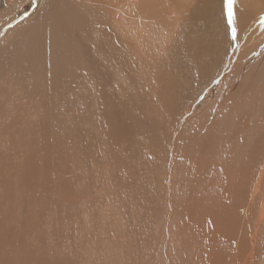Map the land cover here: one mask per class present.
<instances>
[{
	"label": "rangeland",
	"instance_id": "obj_1",
	"mask_svg": "<svg viewBox=\"0 0 264 264\" xmlns=\"http://www.w3.org/2000/svg\"><path fill=\"white\" fill-rule=\"evenodd\" d=\"M71 1L73 0L68 2L66 0H0V212L2 214L5 208L8 214L12 213L11 216L9 215L11 230L7 229L9 231L4 233L0 229L3 232H0V264H198L202 253L210 250L207 256L211 254L212 261L208 260L211 263L205 262V264H219L218 262L222 263L224 259L233 264V260L229 257L231 250H235L232 258H236V264L241 261V258L238 259L239 255L249 251L252 252L251 264L254 261L255 264H263L264 217L260 222L252 221V229L247 233L252 234L253 230L258 231L259 243L257 238L252 242L250 241L252 239H247L249 242L242 239L239 243L240 234L237 230L242 231L240 225L236 224L239 221L234 224L237 228L233 225V221L235 217H239L243 231L246 233L250 223L242 222L241 213L246 211L242 208V204H239L242 200L239 189L244 187L249 173L257 176L264 175V169H262L264 167V123H262L264 122V26L259 22L264 13L258 14L247 23L242 19L243 0H236L234 10L237 15V33L233 39L227 24L224 0H203L202 8L197 13L195 12L197 0H111L112 5L109 6L108 12L109 25L113 26L112 30L118 42L128 46L129 55L133 59L138 60L148 52L160 56L163 51L166 53L169 50L172 40L178 39L180 43H183V39L195 40L199 32H204L205 29L219 44L217 55L211 58L200 49L202 52L198 53L205 62H201L198 56L193 58L194 66L201 67L198 72L200 78L195 77L190 82L187 76L183 75L176 84V90L191 88L193 85L204 86V90L202 93L195 91V96L189 100V103L193 104V110L184 109L192 112L191 118L194 123L184 131L180 130L179 136L184 140L181 141V138H178L180 141L178 145L183 142L182 144L193 149L189 152L185 151L187 157L183 154L178 158L179 160H174L180 165H174L177 169H174L173 177L168 178L161 172L163 165L158 161L160 159L158 152L161 151L160 140L156 139L152 142L153 138L145 135V129L141 126L140 131L133 130L132 138L129 135L126 136L128 138H116L118 146L124 139L129 157L123 160L125 161L123 165L126 167L124 173L128 172L125 183L118 181L114 186L110 183L108 172L109 145L106 140L110 135L108 130H112L113 124L118 127L123 123L126 131H130L135 124V118H132L131 114L136 113V108L142 102L141 98L145 99L147 92L139 99L140 94L136 93L138 90H135L134 93L139 95L133 97V102H131L132 99L129 101L128 98L131 96L127 94L128 78L123 79L119 70L111 71L109 79L111 96L105 103L102 101V95H105L102 86L96 83L91 84L78 73V81L89 89L81 85L82 90L74 99L77 100L76 102L72 100L69 93L65 92L57 105L55 101L60 92L58 86L45 88L49 91V95L46 96H42L45 92L42 91L44 88H40V95L32 93L33 80L27 77L30 74L16 73V57L11 56L20 52L24 46H28V43L36 44L40 34H45L40 32L37 35L33 33L32 36L28 35L35 26L45 28L44 26L47 25L46 28L49 29L47 34L58 31L62 27V21L59 18L49 21V18L58 15L64 5L70 6L72 3L75 7L81 4V6L86 5L87 10H90L86 11L85 15L88 16L92 27L105 23L102 10L98 9V5H88V0ZM80 29L79 32L82 33L83 30ZM94 32L98 30L94 29ZM33 36L36 37L33 38ZM241 49L245 50L242 54ZM77 52L78 50L75 49V53ZM144 58H149L146 62H155L153 55ZM162 69L165 70L164 63H162ZM134 74L141 76L142 71L141 73L135 71ZM141 81L137 79L138 85H141L139 83ZM71 85L76 88L73 83ZM145 87L147 88L146 85ZM121 101L123 103L120 104ZM127 101L131 102L134 110L129 107ZM114 103L124 106V111L120 105L117 108L114 107ZM60 104L65 106L62 108ZM96 104L100 106L96 108ZM59 108H61L60 111ZM46 113L49 115H45ZM50 113L57 118L60 117L62 122L57 123V119H48L54 117L50 116ZM128 113L130 121L125 122ZM160 122L163 126L160 128L163 131L158 130L159 136L169 138L167 126L170 120L162 118ZM244 128L246 131L243 130ZM181 131L184 133L183 136ZM113 132L114 135L120 136L116 133V129ZM187 133H194L195 139L186 138ZM173 139L166 140L167 149L170 148L169 144L173 142ZM197 146H199L198 149ZM207 162H210L209 165L212 164L208 166ZM217 162L218 164L221 162L220 166ZM204 166L209 170L213 167L217 172L216 176L213 174L211 177L210 174L205 173ZM137 169L140 173L135 171ZM199 169L204 170L200 172ZM196 170H199L198 173ZM185 171L192 173L190 175ZM202 173L203 176H201ZM208 176L212 180H207ZM214 179L218 184L213 181ZM166 181L169 182V190L166 189ZM228 182L233 184L230 189L227 188ZM64 183L69 186V196L76 195L74 200L66 196L64 199L59 197ZM202 184L206 190L202 189ZM112 186L114 187L111 189ZM261 188L260 185L259 189ZM161 191L162 193L159 194ZM192 194L194 196H191ZM122 196L125 197V201ZM160 196L169 197L171 201L163 198L165 206H160ZM195 196L201 200L197 215L201 217L202 213L203 219H199L198 216L195 219L190 218L192 208L186 207L187 214H185L186 210H176L179 208L177 205L183 204L180 205L182 209L190 199L194 204ZM215 200L217 203H214ZM126 201L130 203L129 206L125 203ZM203 202L206 203L203 204ZM259 205L255 208L257 209ZM210 208L215 210V217L212 215L211 218L209 213L207 214ZM162 209L166 210L167 225L170 224L168 233L164 229L167 226L165 220H160ZM171 210L173 215L169 217ZM179 212H183L182 214L186 217L181 216ZM1 214L0 222L2 219L5 221V217L3 218ZM247 215L252 217L250 213ZM204 216L209 217L207 219ZM233 217L234 219L230 222ZM185 219L192 222L189 224L190 228L185 223ZM209 219H213L214 222L210 220L213 224L217 223L216 220L220 223L219 220L222 219V224H226V227L223 225L224 229L227 230L224 231L223 227L220 229L219 225H222L217 223L221 232L210 233V227L208 229L207 225L211 226L212 223L208 221ZM201 220L206 224L209 222L207 225L202 223L205 230L199 225ZM2 223L4 225L3 221ZM195 223L198 225L196 226ZM228 224L233 226L230 227ZM3 225L0 228H3ZM180 230L185 232L179 233ZM224 232H227V235H223ZM9 237L11 240L8 239ZM39 238L42 242L41 246ZM193 238L197 239L198 247H195ZM203 239L207 240V244L203 243ZM171 241L172 248L168 246V242ZM43 243L51 246L49 248L51 255L61 259L49 261L50 257L47 258L45 254L43 256L37 254L41 260L32 257L34 251L30 249L29 253V248L36 250L40 246L43 249ZM61 251L65 254H61ZM15 252L17 254L12 255ZM66 255L69 261L64 258Z\"/></svg>",
	"mask_w": 264,
	"mask_h": 264
},
{
	"label": "bare ground",
	"instance_id": "obj_2",
	"mask_svg": "<svg viewBox=\"0 0 264 264\" xmlns=\"http://www.w3.org/2000/svg\"><path fill=\"white\" fill-rule=\"evenodd\" d=\"M67 2L70 0H66ZM78 1V0H77ZM76 1V2H77ZM71 2H74L71 1ZM81 2V1H80ZM203 0H197L196 3V8H195V12L197 13L203 5ZM93 4L98 5V9L100 8L102 10L101 13H103L102 15L104 16L105 19V23H101L100 26H95L92 27L93 25L89 22L88 20V16H86V11L88 8L81 5H78L77 7L72 5L68 6V5H64L61 9V11H59V14L57 15H53L52 17L49 18V21L52 20L53 18H59L62 21V27H60V29L58 31H56L54 34H47L46 32L49 31V29L46 28V26H44L45 28H37L36 26L34 28H32V32H29L30 34L28 35H33V34H38L40 32H45V34H40V37H38L37 41L35 42L36 44L34 45H29L28 46H22L23 49L18 52L16 55H12V57H16V73H29L30 75H27L28 79L33 80V92L32 93H37L40 95V88H44L45 91L44 94L42 96H46L49 95V91L45 90L48 89L50 86H55L57 85L58 88L60 89L59 95H58V99L55 101L57 105H59V102L61 100V98H63V94L65 92L69 93L70 96H72V100L77 98V93L81 92L82 90V86L83 83L81 84L78 81V76L79 75H83V77L85 78V80H88L91 84L96 83L97 85H101L102 86V90L105 93V95H102L103 98V102L107 103L110 99V89H109V79L111 71H115V70H119L120 71V75L121 77L124 79V77L128 78V86L129 89L127 91V94H129L131 97L128 98L129 101L132 99L131 102H133V97L136 95L140 94L139 99L144 96V94L146 93L147 96H145V99H142V102L140 104V106L138 108H136V113L133 112V114H131L132 118H135V124L133 126L132 129H130V131H126V128H124V124L122 123V125L118 126V127H122L124 129L120 128L118 129L117 126L112 127V130L115 131L116 129V133L119 134L120 136H116L114 135V132L111 130L108 132H110V135L108 136V138H106L107 143H108V155H109V160H108V172L110 175V183H112L111 185L115 186V182H121L122 184L125 183V178L127 177L126 174L128 172H126V174L124 173V168H126L123 163H125V161L123 162V160L127 156V148H126V143L124 141V139L121 140V144L120 146H118V143H116V138H128L126 137L127 135L131 136L132 138V133L133 130L135 131H140L141 130V126L144 127L145 129V135L150 136L149 138H153L152 142H155V140H160L159 144H160V149L161 151L158 152L160 159H158L159 164H162L163 167L161 168V172L165 173L167 175L168 178H172L173 177V173H174V169L176 170L177 167H175L174 165H180L179 162H175V159H178L180 156H183V154L186 156L185 151L192 150L193 147H189L186 144H182L183 142H181L178 145L179 139L181 138L180 135V130H185V128L192 126V124L194 123L193 118H191V114L192 112L186 111L184 109H191L193 110V104H190L189 100L195 96V91L202 93L204 90V86L201 85H193L191 86V88H183L180 90H176V84L179 82V78L183 75L187 76V78L189 79L190 82L193 81V79L195 77H199L198 72L201 70V67H195L193 64V58L195 56H198L199 59L201 60V62H205V60L199 55V51H201L200 49H202L203 51H205L208 55L209 58H211L213 55L216 56L218 51H219V44L218 42L212 38V36L207 32V30L205 29V31H200L198 36L195 38V40H191L188 41L186 39H183V43H180L178 39L176 40H172L170 43V48L169 50L165 53V51H163V53L158 56L152 52H148L146 54H143V56L136 60L133 59L130 55H129V50H128V46H123L122 44H120L118 42V40L115 38L114 32L112 30V27L109 25V9L111 7V0H88V5ZM110 6V7H109ZM242 19L245 22H251L253 20V18L255 16H257L260 13H264V0H243L242 4ZM79 14H83L82 16ZM53 19V21H55ZM57 21V20H56ZM46 22V20H45ZM23 24V23H22ZM45 24V23H44ZM47 24V22H46ZM111 24V23H110ZM52 25V24H51ZM49 26V25H48ZM41 27V26H40ZM58 27V26H57ZM80 28H82L83 32H79V30H81ZM94 29L98 30V32H94ZM1 30V29H0ZM87 30V31H86ZM6 31V30H5ZM31 31V30H30ZM12 33V32H11ZM26 33V32H25ZM33 33V34H32ZM6 35V34H5ZM27 35V36H28ZM203 35V37H201ZM10 36V35H9ZM25 37V36H24ZM36 36H33V38ZM29 38V37H28ZM24 39V38H23ZM26 40V38H25ZM31 40V39H30ZM33 40V39H32ZM36 40V38L34 39V41ZM5 41V40H4ZM33 42V41H32ZM21 44V43H20ZM25 44V42H24ZM32 44V43H31ZM21 47V48H22ZM15 49V48H14ZM75 49L78 50L77 53H75ZM260 49V47H259ZM19 50V49H18ZM240 50V49H239ZM238 50V52H239ZM241 54L245 51L244 49H241ZM244 50V51H243ZM13 51V50H12ZM17 51V50H15ZM260 51V50H259ZM7 52V51H6ZM10 52V51H9ZM14 52V51H13ZM202 52V51H201ZM8 53V52H7ZM246 53V52H245ZM14 54V53H13ZM154 56L155 62H146L148 59L144 58V57H150V56ZM5 57V56H4ZM9 58V57H8ZM152 60V58H151ZM207 61V60H206ZM23 62V64H21ZM162 63L165 64V70L162 69ZM136 66H138V68H136ZM242 66V65H241ZM137 69V70H136ZM138 72L141 73L142 71V75H136L134 74V72ZM256 71V70H255ZM79 73V75H78ZM85 73H87L88 75H86ZM118 73V72H117ZM92 77L94 78V80L92 81ZM141 79L142 81L139 82L141 85H138L137 83V79ZM149 78V79H148ZM81 79V78H80ZM83 79V78H82ZM98 79H102V80H98ZM96 81V82H95ZM149 81V83H148ZM32 82V81H31ZM71 83H73V85L76 86V88L74 86L71 85ZM148 83V84H147ZM85 84V83H84ZM87 85V84H86ZM98 85V86H99ZM145 85L147 86V88L145 87ZM84 86V85H83ZM91 86V85H89ZM96 86V85H95ZM140 86V87H139ZM56 87V86H55ZM85 87V86H84ZM89 89V87H87ZM85 87V89H87ZM263 88H264V84H263ZM74 89H77L76 91ZM84 89V88H83ZM97 89V88H96ZM54 90V89H52ZM56 90V89H55ZM93 90V89H91ZM138 90L136 93L139 92V94H135L134 91ZM58 91V90H57ZM53 92V91H52ZM84 92V91H83ZM92 92V91H91ZM90 92V94L92 95V93ZM95 91H93L94 93ZM43 93V92H41ZM54 93V92H53ZM126 94V93H125ZM32 95V94H31ZM95 95V94H94ZM127 95V96H129ZM53 97V96H52ZM57 97V95H56ZM65 97V96H64ZM88 97V96H87ZM135 97V98H136ZM89 98V97H88ZM87 98V100H89ZM112 98V97H111ZM44 100V99H43ZM50 100V99H49ZM91 100V99H90ZM114 102V99H112ZM53 101V100H52ZM77 100H74V102H76ZM101 101V102H102ZM119 101V100H118ZM117 101V102H118ZM129 101H127L129 107L134 110L133 106L129 103ZM136 101V100H135ZM69 102V101H68ZM67 102V103H68ZM102 102V103H103ZM112 102V103H113ZM104 103V104H105ZM123 103L122 101L120 102V104ZM124 103H126L124 101ZM240 103V102H239ZM242 103V101H241ZM35 104V103H34ZM120 104H113L115 105L114 107H118ZM56 105V106H57ZM60 106L64 107L65 104H60ZM100 105L96 104V108L99 107ZM105 106V105H104ZM121 106V105H120ZM182 106V107H181ZM62 107V108H63ZM122 110L124 111L125 107L121 106ZM129 107H128V111H129ZM115 108V109H116ZM182 108V109H181ZM189 108V109H188ZM26 109V108H25ZM56 109V108H55ZM111 110H113L114 108H109ZM59 111L61 110V108L58 109ZM27 111V110H26ZM55 111V110H54ZM115 111V110H114ZM48 112V110H47ZM108 112V111H107ZM106 112V113H107ZM111 112V111H109ZM119 112V111H118ZM102 111H101V116L102 115ZM112 113V112H111ZM48 113H46L45 115H47ZM119 114V113H118ZM49 115V114H48ZM105 115V113H104ZM108 115V113H107ZM113 115H115V113L113 112ZM50 116H54V117H49L48 119H57V123H61L62 119L59 117L57 118L55 115H53L52 113H50ZM110 116V114H109ZM106 116V117H109ZM112 116V114H111ZM110 116V117H111ZM118 116V115H117ZM129 113L126 115L127 121L125 122H129L130 118L128 117ZM246 116V114H245ZM109 117V118H110ZM113 117V116H112ZM25 118V116H24ZM163 118V120H170V124L168 125L167 123V131L168 134L170 135L169 138H163L162 135L159 136L158 130H162L160 127L163 128L162 123L160 122L161 119ZM34 119V118H33ZM198 119V118H197ZM40 120V119H39ZM42 121V120H41ZM55 122V121H54ZM115 122V121H114ZM124 122V121H123ZM164 122V121H163ZM111 123V122H110ZM262 123H264L262 121ZM112 124V123H111ZM120 124V123H119ZM132 124V125H133ZM44 125V124H42ZM118 125V123H117ZM126 125V124H125ZM52 126V125H51ZM58 126V125H57ZM131 126V125H130ZM166 126V125H165ZM41 127V126H40ZM117 127V128H116ZM127 127V126H125ZM132 127V126H131ZM251 128V127H250ZM241 129V128H240ZM246 128H244L243 130H245ZM189 130V129H188ZM186 130V131H188ZM83 131V130H82ZM81 131V132H82ZM161 131V133H162ZM193 131V129H192ZM240 131V130H239ZM238 131V132H239ZM246 131V130H245ZM252 131V130H251ZM80 132V131H79ZM107 132V133H108ZM126 132V133H125ZM194 132V131H193ZM196 132V131H195ZM241 132V131H240ZM139 133V132H138ZM198 133V132H197ZM181 134L183 136L184 133ZM108 135V134H107ZM147 136V138H148ZM160 137H162L160 139ZM194 137V133H187L186 134V138L190 139H195ZM170 138H174L173 142L170 145V148L167 149L166 148V144L167 141H170ZM199 138V137H198ZM184 140V138H181ZM150 140V139H149ZM167 140V141H166ZM190 141V140H188ZM191 143V142H190ZM202 143V142H201ZM200 144V143H199ZM258 144V143H256ZM181 145V146H180ZM184 145V146H183ZM195 145V144H194ZM230 146V145H229ZM152 147V146H151ZM199 146H197L196 148L198 149ZM231 147V146H230ZM148 148V147H147ZM195 148V149H196ZM225 148V147H224ZM239 149V148H238ZM198 151V150H197ZM242 151V150H241ZM240 151V152H241ZM150 153V152H149ZM151 154V153H150ZM153 154V153H152ZM167 154V155H166ZM235 154V153H234ZM154 155V154H153ZM158 155V154H157ZM156 155V156H157ZM192 155V154H191ZM225 156V155H224ZM107 157V156H106ZM167 157V158H166ZM187 157V156H186ZM193 157V156H192ZM164 158V159H163ZM166 158V159H165ZM185 158V157H183ZM181 158V159H183ZM200 158V157H199ZM226 158V157H225ZM237 158V157H236ZM188 159V158H187ZM196 159V158H195ZM194 159V160H195ZM179 160V159H178ZM199 160V159H198ZM202 159H200L199 161H201ZM204 160V159H203ZM223 160V159H221ZM220 160V161H221ZM107 161V160H106ZM188 162V161H187ZM203 162V161H202ZM225 162V161H224ZM189 163V162H188ZM208 163V162H207ZM210 163V162H209ZM208 163V166H210ZM263 163V161H262ZM261 163V164H262ZM197 164H199L197 162ZM216 164V163H215ZM218 164V162H217ZM216 164V165H217ZM221 162L218 164L220 166ZM188 165V164H187ZM217 165V166H218ZM243 165V164H242ZM130 166V165H129ZM203 166V165H202ZM201 166V167H202ZM206 166V165H205ZM204 166V167H205ZM88 167V166H87ZM179 167H183V166H179ZM178 167V168H179ZM207 167V166H206ZM205 167V168H206ZM215 167V165L213 166ZM213 167L209 170L206 168V170L202 169L200 170V172H202L204 170V172L208 173L211 175V177H213V174L216 173L215 170L213 169ZM229 167V166H228ZM242 167V166H241ZM86 168V167H85ZM185 168V167H184ZM184 168H181L184 170ZM198 169V168H197ZM217 169V168H216ZM229 169V168H227ZM226 169V170H227ZM262 169H264V167H262ZM41 170V169H40ZM188 171V168L186 169ZM198 170V171H199ZM220 170V169H219ZM244 170V169H243ZM36 171V170H35ZM34 171V172H35ZM127 171V170H126ZM131 171V170H129ZM137 172V170H135ZM141 171V170H140ZM187 171H185L187 173ZM198 171L196 170V172L198 173ZM239 171V170H238ZM255 171V170H254ZM253 171V172H254ZM260 171V170H259ZM38 172V171H37ZM41 172V171H40ZM184 172V171H183ZM182 172V173H183ZM252 172V173H253ZM257 172V171H256ZM133 173V172H132ZM140 173V172H139ZM142 173V172H141ZM191 175L192 172H188L187 174ZM81 174V173H80ZM83 174V173H82ZM131 174V173H129ZM186 174V175H187ZM206 174V175H208ZM241 174V173H240ZM250 175L248 176V179L246 177V182L244 183V187H241L239 189L240 191V195L242 200L239 202V204H242V208L250 213V215L252 217H250L249 215H247L248 213L243 212L241 213L242 215V222L243 223H250L248 225L247 231L246 233H244L245 231L243 228V225L241 224V221L239 219V217H235V220L233 221V225L237 222L236 224L240 225L241 231L237 230L235 227V230L238 231L239 237V243L241 242L242 239L246 240L247 242H249L247 239H252L250 240L251 242L254 241V239H258L257 242H260V237L258 238V231L254 232L252 234H247L248 232L251 231L252 229V225L251 222H260L262 221L263 217H264V175H255L254 173L251 175V173H249ZM44 175V174H42ZM140 175V174H139ZM209 175V176H210ZM238 175V174H237ZM131 176V175H130ZM185 176V175H184ZM189 176V175H187ZM200 176V175H199ZM203 176V173L202 175ZM207 178L212 180L211 177ZM231 176V175H230ZM254 176V177H253ZM192 176H190L191 178ZM129 178V176H128ZM133 178V177H131ZM130 179V178H129ZM140 179V178H139ZM162 179V178H160ZM189 180V178H187ZM192 179V178H191ZM2 180V179H1ZM96 180V179H95ZM117 180V181H115ZM207 180H204L207 182ZM97 181V180H96ZM129 181V180H127ZM131 181V179H130ZM133 181V180H132ZM202 181V182H204ZM213 181H216V183L218 184L217 180L214 179ZM237 181V180H236ZM69 182V181H68ZM190 183V181H188ZM132 183V182H131ZM141 183V181H140ZM188 183V185H190ZM210 183V182H209ZM139 184V183H138ZM195 184H197L195 182ZM194 184V185H195ZM200 184V183H199ZM208 184V183H207ZM235 184V183H234ZM110 185V186H111ZM133 185V184H132ZM142 185V184H141ZM203 185V184H202ZM201 185V186H202ZM260 185L262 186L261 189ZM112 186L111 189L114 187ZM125 186V185H124ZM144 186V185H142ZM192 186V185H190ZM199 186V185H198ZM200 186V187H201ZM209 186V184H208ZM206 186V187H208ZM219 186V185H218ZM241 186V185H240ZM118 187V186H117ZM134 187V186H133ZM132 187V188H133ZM203 190L205 186H202ZM233 184L228 182L227 188H232ZM137 189V187H134ZM188 188V187H187ZM190 188V187H189ZM195 188H197V186H195ZM220 188V186H219ZM71 189V188H70ZM123 189V187L121 188ZM166 189L169 190V182L166 181ZM198 189V188H197ZM201 189V191H202ZM128 190V189H126ZM130 190H132L130 188ZM130 190L128 192H130ZM189 190V189H188ZM200 190V188H199ZM198 190V191H199ZM46 191V189H45ZM61 191V190H60ZM133 191V190H132ZM131 191V192H132ZM196 191V190H195ZM68 192V193H67ZM114 192V191H113ZM125 192V191H124ZM139 192V191H138ZM184 192V191H183ZM188 192V191H187ZM203 192V191H202ZM46 193V192H45ZM116 193H118L116 191ZM122 193V192H121ZM143 193V192H142ZM141 193V194H142ZM162 191L159 193L161 194ZM189 193V192H188ZM199 193V194H198ZM198 193H194V194H198L200 196V192ZM206 193V192H204ZM48 194V193H47ZM72 194H74L72 192ZM123 194V193H122ZM184 194V193H183ZM202 194V193H201ZM112 195V194H111ZM134 195V194H133ZM185 195V194H184ZM205 195V194H204ZM66 196V198H69L71 200H74L76 197V195H70L69 196V186L67 185V183H64L62 185V193L60 194V198L64 199ZM121 196V195H118ZM124 196V195H123ZM122 198L124 199L123 201H125V197ZM186 196V195H185ZM191 196H194L193 194ZM117 197V195H116ZM131 197V196H130ZM203 197V196H202ZM201 197V199H202ZM209 197V196H208ZM160 206L162 205L163 207L165 206L164 204V200L163 198H165V200H170L169 197H165V196H160ZM182 199V197H180ZM192 198V197H191ZM197 198H199L197 196ZM196 196L195 198L193 197V199L195 200V203L193 204L192 199L188 200V204H184L183 208L181 209L180 207L183 204L177 205V207L179 206L178 209L176 210H186L189 208L190 212L192 214H190V218H196L197 213L199 212L198 208L200 205V201L199 199H197ZM212 198V196H211ZM213 199V198H212ZM131 200V199H130ZM180 200V199H179ZM184 201V199H183ZM210 201V200H209ZM212 201V200H211ZM217 200H215L214 203ZM238 201V200H237ZM166 202V201H165ZM123 203V202H122ZM126 204L127 201L125 202ZM142 203V202H141ZM206 202H203V204ZM211 203V202H210ZM124 204V203H123ZM130 204V203H129ZM128 204V206H129ZM134 204V203H133ZM202 204V205H203ZM259 207L256 209L255 207L258 205ZM144 205V204H143ZM174 205V204H173ZM194 205V206H193ZM216 205V204H215ZM213 205V206H215ZM234 205V204H233ZM19 206V205H18ZM168 206V204H167ZM170 206V205H169ZM172 206V205H171ZM170 206V207H171ZM217 206V205H216ZM241 206V205H240ZM169 207V208H170ZM225 207V206H224ZM31 208V207H30ZM128 208V207H127ZM216 208V207H215ZM240 208V207H239ZM253 211H250L252 209H254ZM5 209V208H4ZM3 209L2 215L1 212V216L4 218L5 217V221L4 219H2V221L4 222V225L2 223V221L0 223H2L3 228H0L3 230L4 233H7L5 231H9L11 229H9L10 227L12 228L11 224H9V215L8 212H6ZM165 209V208H164ZM172 209V208H171ZM209 209V208H208ZM211 209V208H210ZM213 209V208H212ZM210 210L209 212L207 211V214L209 213V216L211 217L212 215H216L215 210ZM0 210H1V206H0ZM259 210V212H257ZM14 211V210H13ZM166 210L162 209V214H161V218L160 220H165L164 222H166L165 224L167 225V221H166ZM242 211V210H241ZM6 212V213H5ZM172 210L170 212L169 217L172 214ZM187 214V210L185 211ZM189 212V210H188ZM177 213V212H175ZM180 213V212H179ZM183 213V212H182ZM180 213V215L183 217L185 216V214ZM218 213V212H217ZM222 213V212H221ZM258 213H260V218H258ZM8 214V215H7ZM189 214V213H188ZM206 213H204L205 215ZM226 214V213H225ZM237 214V213H236ZM7 215V216H6ZM12 215V213H11ZM10 215V216H11ZM52 215V214H51ZM173 215V214H172ZM179 215V214H177ZM191 215H194L193 217H191ZM203 214L201 213V217H199V219H203L202 216ZM227 215V214H226ZM231 215V214H230ZM234 215V214H233ZM168 216V215H167ZM204 218H207L208 217ZM218 216V215H217ZM186 217V216H185ZM215 217V216H214ZM223 216H221L222 218ZM12 219V217H10ZM180 218V217H179ZM212 218V217H211ZM238 218V220H237ZM250 218L251 221H250ZM168 219V217H167ZM171 219V218H170ZM194 219H191L192 221ZM215 219V218H214ZM217 219V218H216ZM234 219V217L230 220V222ZM205 220V219H204ZM212 221L213 219H209L208 221ZM180 221V220H179ZM210 221V222H211ZM220 223L216 220L217 223L221 224L222 226L219 225L220 229L221 227L224 226L226 227V224H222V219L219 220ZM13 222V221H12ZM214 222V221H212ZM211 222V223H212ZM229 224H232L230 223ZM184 223V222H183ZM185 223L188 225V227L190 228V225L192 222H190V220L185 219ZM184 223V224H185ZM199 223V222H198ZM201 220L200 224L204 229V223L206 224V222ZM217 223L213 224L211 226H208L207 224H209V222L206 224L208 229L210 227V233H215L217 231H220V229H218L219 227H217ZM164 224V226H165ZM196 224V223H195ZM228 226H233V225H229ZM2 225H0L2 227ZM198 224H196L197 226ZM224 225V226H223ZM238 225V226H239ZM194 226V224L192 225ZM227 226V228H228ZM246 226V225H245ZM160 227V225H159ZM166 228H164L166 230V232L168 233V228H170V224L165 226ZM175 227V226H173ZM184 227V226H183ZM186 227V225H185ZM184 227V228H185ZM182 228V227H180ZM195 228V227H194ZM197 228V227H196ZM195 228V229H196ZM9 229V230H7ZM128 229V228H127ZM198 229V228H197ZM222 229V231H223ZM226 229V228H225ZM224 229V231H225ZM17 230V229H16ZM178 230V229H177ZM183 231V229H181ZM180 232L179 233H184V232ZM187 230V229H186ZM227 230V229H226ZM48 231V229H47ZM164 231V230H163ZM199 231V230H198ZM2 232V231H0ZM2 232V233H3ZM145 232V231H144ZM221 232V231H220ZM13 234V233H11ZM206 234H208L206 232ZM205 234V235H206ZM219 236V232L217 233ZM187 235V234H186ZM197 235V234H196ZM221 235V234H220ZM223 235H227V232ZM222 235V236H223ZM249 235V236H248ZM3 236V234L1 235ZM141 236V235H140ZM7 238V237H6ZM5 238V239H6ZM11 237H9L8 239H10ZM14 238V237H12ZM42 238V237H41ZM186 238H188L186 236ZM217 238V237H216ZM220 238V237H219ZM218 238V239H219ZM223 238V237H222ZM3 240V239H2ZM11 240V239H10ZM40 238H39V245L42 244L44 237L42 239V242H40ZM195 243V247H198L199 245L197 244V239L193 238L192 240ZM216 241V239H215ZM1 243V242H0ZM203 243L207 244V240L203 239ZM211 243V242H208ZM213 243V242H212ZM157 244V243H156ZM168 246H170L171 248L173 247V242H168ZM215 244V242H214ZM248 244V243H246ZM250 244V243H249ZM10 245V244H9ZM44 248L41 249L42 247L38 246L36 248V250H34L33 248H29L32 249L33 253L32 254L34 258L39 259L38 255L46 256L47 258L50 257L51 260L49 261H53L56 259H61L58 256H53L51 255L49 248L51 247L48 243L45 244L43 243ZM57 245V244H56ZM166 245V243H165ZM1 246V245H0ZM167 246V245H166ZM250 246V245H249ZM261 246V245H260ZM140 247V246H138ZM143 247H145L143 245ZM142 248V247H141ZM140 248V249H141ZM240 247H238L239 249ZM256 248V247H255ZM2 249V247H1ZM28 249V248H27ZM226 249V248H225ZM245 249V248H244ZM260 249V247H259ZM142 250V249H141ZM247 250V248H246ZM258 250V249H257ZM211 251V250H210ZM210 251H205L204 253H202V257L199 260L198 264H205V262L207 263H211L208 262L212 261V257L211 254L209 256H207V253ZM235 250H231L230 251V259L233 260V264H236V258H232V254ZM29 253L31 252L28 251ZM145 254L146 252L143 251ZM148 252V251H147ZM194 252H199V250H194ZM243 252V249H242ZM258 252V251H256ZM262 252V251H261ZM22 253V252H21ZM170 253V252H169ZM255 253V252H254ZM260 253V252H259ZM263 253V252H262ZM3 254V253H2ZM9 254V253H8ZM13 254H17L12 253ZM20 254V253H19ZM18 254V255H19ZM23 254V253H22ZM21 254V255H22ZM24 254L26 255V252L24 250ZM23 254V255H24ZM61 254H65L63 251H61ZM229 254V253H228ZM240 254V253H239ZM257 254V253H255ZM1 255V254H0ZM31 255V254H28ZM36 255V257L34 256ZM170 255V254H169ZM241 255V256H240ZM239 255L240 259V263L239 264H251V256H252V252L249 251L247 253H242ZM260 256V255H259ZM258 256V257H259ZM11 257V256H10ZM8 257V258H10ZM15 257V256H14ZM171 257V256H170ZM256 257V256H255ZM257 257V258H258ZM261 257V256H260ZM259 257V258H260ZM263 257V256H262ZM7 258V259H8ZM13 258V257H12ZM10 258V259H12ZM19 258V257H18ZM41 258V257H40ZM65 259H67L69 261V257L68 255H66L64 257ZM63 258V260H64ZM222 258V257H221ZM142 259V258H141ZM169 260V258H167ZM9 260V259H8ZM30 260V259H29ZM41 260V259H39ZM48 260V259H47ZM32 261V260H31ZM54 261V262H55ZM141 261V260H140ZM223 262L220 263V261L218 262L219 264H230L228 263V261L226 262V260H222ZM231 261V260H230ZM238 261V260H237ZM1 262V260H0ZM20 262V261H19ZM60 262V261H59ZM170 262V260L168 261ZM167 262V263H168ZM172 262V261H171ZM52 263V262H51ZM258 263V262H256ZM262 263V262H260ZM253 264H255V261L253 262ZM264 264V263H263Z\"/></svg>",
	"mask_w": 264,
	"mask_h": 264
},
{
	"label": "snow or ice",
	"instance_id": "obj_3",
	"mask_svg": "<svg viewBox=\"0 0 264 264\" xmlns=\"http://www.w3.org/2000/svg\"><path fill=\"white\" fill-rule=\"evenodd\" d=\"M235 3L236 0H224V8L226 9L227 14V24L231 29L233 39H235L237 33V15L234 10ZM259 22L262 26H264V14L261 15Z\"/></svg>",
	"mask_w": 264,
	"mask_h": 264
}]
</instances>
